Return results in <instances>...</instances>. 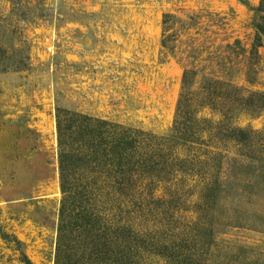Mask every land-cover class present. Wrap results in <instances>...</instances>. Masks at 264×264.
Instances as JSON below:
<instances>
[{
  "label": "rangeland",
  "instance_id": "rangeland-1",
  "mask_svg": "<svg viewBox=\"0 0 264 264\" xmlns=\"http://www.w3.org/2000/svg\"><path fill=\"white\" fill-rule=\"evenodd\" d=\"M260 5L0 0V264H57L59 110L155 148L174 134L187 70L196 72L195 116L212 122L210 133L196 132L204 144L172 148L187 162L166 188L133 197L94 190L87 208L136 237L128 264H264V110L240 111L241 98L264 94ZM234 128L252 141L227 139ZM77 235L67 234L63 264H97Z\"/></svg>",
  "mask_w": 264,
  "mask_h": 264
},
{
  "label": "trees",
  "instance_id": "trees-1",
  "mask_svg": "<svg viewBox=\"0 0 264 264\" xmlns=\"http://www.w3.org/2000/svg\"><path fill=\"white\" fill-rule=\"evenodd\" d=\"M256 14L258 16L255 22L257 31L254 48L261 46L264 37V0H261ZM170 19L172 18L167 17L164 21V48L168 47V39H171V36H166V28L171 24ZM195 76L196 72L193 70L185 72L184 92L178 107L174 134L157 143L155 148L142 146V135L138 136L129 130L123 131L107 122L87 117L64 118L63 112L59 110L57 119L60 181L64 198L57 264H63V261L69 258L65 255V251L70 249L67 234L73 233L78 234L77 238H73L74 241L83 239V245L91 251L97 264H128L127 261L133 252L132 243L137 241L136 237L127 228H107L102 216L87 208L90 196L96 194L94 190L105 188L126 197L138 194L143 196L158 187L166 188L168 183L174 181L173 176L176 178L175 173L179 171V167L183 169L182 164L187 162V159L172 148L178 145L193 146L198 142L203 145L205 140L196 138L199 137L196 132L210 133L213 129L209 127L212 125L210 120L198 119L195 116L192 98ZM214 85L222 83L216 81ZM212 93L216 95L218 92ZM241 99L244 102L241 104V112L259 113L264 110V94ZM221 124L217 123L216 127L222 126ZM230 132L227 139L244 144L253 139L248 132L240 128H234ZM176 167L178 168L175 172ZM210 190L215 192L214 188ZM163 202L159 199L155 204L161 206ZM70 251H75L74 247ZM71 256L74 257L75 253Z\"/></svg>",
  "mask_w": 264,
  "mask_h": 264
}]
</instances>
